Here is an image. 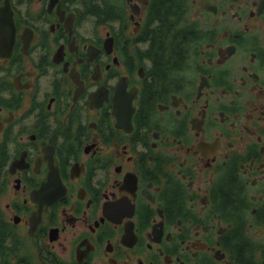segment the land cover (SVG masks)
I'll list each match as a JSON object with an SVG mask.
<instances>
[{
  "label": "flooded vegetation",
  "instance_id": "flooded-vegetation-1",
  "mask_svg": "<svg viewBox=\"0 0 264 264\" xmlns=\"http://www.w3.org/2000/svg\"><path fill=\"white\" fill-rule=\"evenodd\" d=\"M0 264H264V0H0Z\"/></svg>",
  "mask_w": 264,
  "mask_h": 264
}]
</instances>
